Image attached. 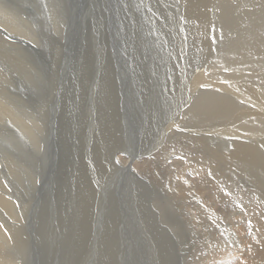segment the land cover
<instances>
[{
  "label": "bare ground",
  "instance_id": "6f19581e",
  "mask_svg": "<svg viewBox=\"0 0 264 264\" xmlns=\"http://www.w3.org/2000/svg\"><path fill=\"white\" fill-rule=\"evenodd\" d=\"M96 1L125 16L132 9L130 20H118L132 31L133 58L144 56V61H133L130 76L120 79L126 88L116 85L118 95L111 102L104 93L90 98L101 60L87 68L91 90L83 112L89 113L94 101L111 104L113 111L105 110L109 123L93 151L95 167L85 162L76 234H102L99 249L112 257L111 264H264V6L257 8L264 0H204L202 8L188 5L190 0ZM215 4L227 25H235L229 32L202 24L209 8L217 11ZM238 9H248L247 14ZM12 12L0 4V43L12 40L33 51L10 31H20L34 15ZM95 28L100 41L105 34ZM114 28L125 35L126 27ZM29 29L26 24L23 30ZM110 42L105 41L101 55L111 50ZM191 46L197 47L195 55ZM3 48L0 88L11 69L3 65L9 59ZM15 54L27 58L21 49ZM67 63V57H59L49 69L55 91L49 104L63 86ZM114 75L108 69L110 89ZM21 102L0 90V135L17 148L20 142L8 121L15 123L36 150L34 128L40 125ZM33 148L27 145L29 152ZM21 151L0 145V264H26L30 244L27 215L34 211V199H18L11 183L17 174H28ZM43 160L36 156L32 162L38 166ZM171 206L183 221L170 214ZM100 208L104 216L96 218ZM159 210L165 215L152 217Z\"/></svg>",
  "mask_w": 264,
  "mask_h": 264
},
{
  "label": "rangeland",
  "instance_id": "374dc122",
  "mask_svg": "<svg viewBox=\"0 0 264 264\" xmlns=\"http://www.w3.org/2000/svg\"><path fill=\"white\" fill-rule=\"evenodd\" d=\"M136 2L134 5L142 4V1L136 0ZM0 4L12 14V11H15L19 16L24 14L35 16L26 23L32 29L23 30L26 25L23 24L20 25L23 28L20 31H16L15 28L10 31L13 36L25 38L33 51L16 45L12 40H8L5 44L0 43L9 58L3 61V65L11 67L10 75L2 80L0 90L5 89L6 92L8 90L10 94L22 98L21 106L34 121L38 122L37 125H40L34 128L38 132L36 150L27 143V140L24 141V138L27 139V134L15 123L8 121L14 126L18 136L20 143L17 148L10 144L14 141H9L5 135H0L1 146L13 152L23 148L18 157L24 162L28 174H17L13 182L8 179V182L12 183L14 195L20 200L33 197L35 203L30 209L34 210L33 213L27 215L30 238L27 241L30 244L28 250L24 251L25 263L111 264L112 257L102 254L99 249L104 238L102 234L94 233L95 236L89 233L84 236L79 232L76 234L82 223L80 185L85 172V162L86 165L90 163L95 167L97 161L93 160V151L97 148L99 137H103L101 132L103 126L109 123V116L105 114V110L113 111L111 104L101 101L90 102L93 107L90 108L89 113L83 112V106L84 96L91 90V78L87 68L95 59L97 62L101 60V69L94 82L95 88L92 89L90 98L94 100L98 93H104L109 96L107 99L109 102L112 96L118 95L116 85H119L120 89L126 88L127 83L121 80L130 76L128 69L133 66V61H144V56L133 58V42L130 36L132 31L130 30L129 34L128 23H121L126 22L125 19L130 20L132 9L128 7L125 16V12L119 11V8L113 11L110 10L111 6L103 9L96 0H0ZM188 5L202 8L205 2L190 0ZM263 6L264 2L257 8L261 10ZM219 7L221 6L215 4L216 12L209 8L210 13L206 12L202 24L210 26V29L224 28L225 32H229L235 25H227L225 19L218 14ZM241 7L248 8V5ZM247 11L248 9H238L241 15L247 14ZM210 16L213 18L210 19ZM96 21L97 25L104 29H101L105 35L100 41L97 39ZM132 24L136 26L137 23ZM114 25L126 27L125 35L121 36L120 30H116ZM109 28L113 30L112 33L105 31ZM28 33H32L33 36H29ZM134 35L136 37V33ZM119 37L122 38L120 41ZM109 39H111L109 43L111 50L101 55L105 41ZM39 46L42 48L40 49ZM18 49L27 53L25 60L19 58L18 54L12 55ZM190 49L195 55L197 47L191 46ZM57 55V58L67 57L66 77L62 80L63 86L59 93H56V100L49 104V96L55 93L54 91L52 94L53 88L48 81L49 69L55 67ZM168 61L170 62L169 57ZM12 63L16 64V68L12 69ZM108 69L111 74L117 73L112 76L113 89L109 87ZM24 72L26 74H23ZM90 122H92V130L89 133L87 127ZM166 138L168 139V135ZM27 145L33 148L34 152H29ZM7 152L10 150L6 149L5 153ZM36 156L41 157V160L44 159L38 166L32 162ZM8 175L13 176L9 173ZM31 175L34 177L30 178ZM147 186L150 189V184ZM165 204L166 200L163 199L161 205ZM162 208L167 210L169 206ZM169 212L175 213L174 216L178 217V221H183L172 206ZM95 215L96 218H102L104 211L101 208L96 209ZM164 215L165 213L159 210V213L152 217L158 218ZM117 229L116 227V231ZM116 231L115 235L118 236Z\"/></svg>",
  "mask_w": 264,
  "mask_h": 264
}]
</instances>
